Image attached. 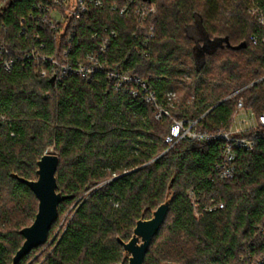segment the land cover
I'll list each match as a JSON object with an SVG mask.
<instances>
[{
    "label": "trees",
    "instance_id": "obj_1",
    "mask_svg": "<svg viewBox=\"0 0 264 264\" xmlns=\"http://www.w3.org/2000/svg\"><path fill=\"white\" fill-rule=\"evenodd\" d=\"M151 1L154 37L120 14L124 0H102L73 37L67 32L58 42L36 19L34 8L49 0H0V264H13L25 241L20 232L32 225L27 217L38 213L36 196L15 175L37 180L38 162L52 148L60 158L58 192L72 199L60 204L49 235L55 239L38 264H128L119 239L128 242L137 222L152 218L172 181L171 209L145 264H264V140L237 153L231 181L216 172L222 141L166 143L173 119L198 121L206 133L230 129L240 98L257 117L264 113V82L252 85L264 77V31L249 13L264 0ZM198 23L208 39L222 40L201 65L191 35ZM105 40L108 68L147 81L173 119L158 120L155 105L116 91L103 71L91 80L59 79L48 68L42 78L26 58L36 50L76 67ZM170 93L177 96L172 106Z\"/></svg>",
    "mask_w": 264,
    "mask_h": 264
},
{
    "label": "built area",
    "instance_id": "obj_2",
    "mask_svg": "<svg viewBox=\"0 0 264 264\" xmlns=\"http://www.w3.org/2000/svg\"><path fill=\"white\" fill-rule=\"evenodd\" d=\"M102 6V0H49V4L40 3L34 9L37 11L36 19L39 18L38 23L40 26L51 29L56 35L57 41L60 42L67 32L72 37L75 35L78 22L87 17L92 7ZM119 10L122 16L133 18L137 21L138 27L136 32L145 31L148 36L154 37L155 26L149 24V19L158 12L155 2L151 0H124V4ZM249 12L256 17L264 31V6L255 4ZM32 18H34V13ZM112 36L116 38L118 35L112 32ZM253 40L256 41L255 38ZM109 45V40H105L101 45L99 53L88 56L89 63H81L76 67L62 64L48 56H39L36 50H33L26 58L34 59L37 74L42 78L48 77V68L59 79L77 75L85 80H91L97 72L103 71L106 73L107 80L114 84L116 91L129 92L134 97H142L145 102L155 105L158 110L156 115L158 120L163 116L172 118L169 111L158 105L157 98L147 81L139 76L126 74L117 70L112 71L108 68L106 57L107 46ZM40 46L44 45L40 44ZM11 65L12 62H7L6 68L9 70ZM261 82H264V77L252 85ZM247 88L241 89L233 94L232 97L241 94ZM168 98L170 106H172L177 96L175 93H170ZM197 123L198 121H178L173 119L170 133L166 137V143L173 147L183 140L205 143L222 141L224 143L222 160L216 166V172L222 181L235 179L237 173L236 159L239 151L252 152L258 143L264 140V113L257 117L253 111L245 108L243 98H240L237 104L233 125L230 129H219L213 133H206L196 128ZM188 194L195 211H197L199 202L196 193L191 190ZM196 215L198 216V214Z\"/></svg>",
    "mask_w": 264,
    "mask_h": 264
},
{
    "label": "water",
    "instance_id": "obj_3",
    "mask_svg": "<svg viewBox=\"0 0 264 264\" xmlns=\"http://www.w3.org/2000/svg\"><path fill=\"white\" fill-rule=\"evenodd\" d=\"M221 42L222 40H219L218 45L213 50L220 46ZM59 165L60 158L58 155L46 154L38 162L37 180H26L15 175L34 193L39 206L34 223L20 232L25 241L14 257L13 264H19L34 249L48 244L50 231L59 219L60 204L67 199H72V197L63 196L58 192L56 173ZM172 186L173 181L169 185V192L165 202L153 212L152 218L149 220L140 219L133 231L132 238L128 242L119 239L128 264H145L146 256L153 240L159 234L170 212L174 198Z\"/></svg>",
    "mask_w": 264,
    "mask_h": 264
},
{
    "label": "rangeland",
    "instance_id": "obj_4",
    "mask_svg": "<svg viewBox=\"0 0 264 264\" xmlns=\"http://www.w3.org/2000/svg\"><path fill=\"white\" fill-rule=\"evenodd\" d=\"M250 13V12H249ZM251 14V13H250ZM191 35L195 38V42H197V47H196V53H197V58H198V65H201L203 63V59H204V55L208 52L213 51V49L218 45L219 41H211L210 39H208V36L206 35V33L202 30L200 24L198 23L191 31ZM182 88V87H181ZM184 89H180L178 92V96H182V94L184 93ZM177 99V98H176ZM47 154H55L54 148L52 149H48ZM35 204V203H34ZM77 203H74V205H72L69 209L70 212L73 210V208L76 206ZM34 207V206H33ZM36 209V206L35 208ZM69 212V213H70ZM65 215L64 217L61 218L59 226L56 228V230L54 231L55 237L59 234V232L62 230V228L64 227L65 223H66V219L68 217V214ZM27 222H29V224H33L34 223V219L33 217H27ZM55 239V238H54ZM53 239V240H54ZM53 240L49 241L48 244H46L45 246H43L41 248V250L35 255V257L31 260V262H29V264H38L37 262H42V258L48 253V251L50 250Z\"/></svg>",
    "mask_w": 264,
    "mask_h": 264
}]
</instances>
